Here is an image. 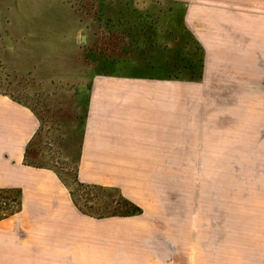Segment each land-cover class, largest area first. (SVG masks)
<instances>
[{"label":"crops","instance_id":"1","mask_svg":"<svg viewBox=\"0 0 264 264\" xmlns=\"http://www.w3.org/2000/svg\"><path fill=\"white\" fill-rule=\"evenodd\" d=\"M181 7L198 75L90 78L80 178L117 188L128 215L80 209L56 173L24 163L32 108L0 92V264H264V0Z\"/></svg>","mask_w":264,"mask_h":264},{"label":"rangeland","instance_id":"2","mask_svg":"<svg viewBox=\"0 0 264 264\" xmlns=\"http://www.w3.org/2000/svg\"><path fill=\"white\" fill-rule=\"evenodd\" d=\"M202 63L181 7L156 0H0V92L38 116L24 163L52 169L78 207L95 216L122 214L129 204L117 188L79 175L90 78L116 71L193 77ZM19 200L20 192L0 190V219Z\"/></svg>","mask_w":264,"mask_h":264},{"label":"trees","instance_id":"3","mask_svg":"<svg viewBox=\"0 0 264 264\" xmlns=\"http://www.w3.org/2000/svg\"><path fill=\"white\" fill-rule=\"evenodd\" d=\"M93 184H95V183H93ZM0 190H2V191H4V190H16V192H20V190H19V188H15L14 189V187H2V188H0ZM72 195V197H73V194H71ZM127 198V197H126ZM73 199H74V197H73ZM128 199V198H127ZM127 202H128V209L124 212V213H122V214H119V215H128V214H134V213H138V212H140L141 211V208H140V206H138L137 204H135L133 201H131L130 199H128L127 200ZM19 205H20V200H19ZM19 207V206H18ZM18 207H13L12 209H11V211H10V213H12V212H14L15 210H17L18 209ZM5 208H7V207H5ZM103 216H105V215H103Z\"/></svg>","mask_w":264,"mask_h":264}]
</instances>
